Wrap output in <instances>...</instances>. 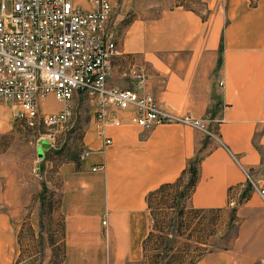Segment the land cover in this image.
I'll return each instance as SVG.
<instances>
[{"label":"crops","instance_id":"crops-1","mask_svg":"<svg viewBox=\"0 0 264 264\" xmlns=\"http://www.w3.org/2000/svg\"><path fill=\"white\" fill-rule=\"evenodd\" d=\"M142 1L120 0L112 13L118 55L111 76L142 66L158 107L207 118L212 136L178 124L145 130L123 111L115 115L120 126L106 128L101 138L92 117L78 157L59 168L60 264L145 261L152 231L147 195L185 179L190 167L196 179L181 205L232 210L246 219L247 230L231 248L195 264H261L264 204L255 192L243 193L242 170L264 184V0H178L160 13ZM44 104L39 110L47 113ZM20 125L0 103V264H15L17 236L27 227L37 250L45 248L44 141L36 143Z\"/></svg>","mask_w":264,"mask_h":264},{"label":"built area","instance_id":"built-area-1","mask_svg":"<svg viewBox=\"0 0 264 264\" xmlns=\"http://www.w3.org/2000/svg\"><path fill=\"white\" fill-rule=\"evenodd\" d=\"M80 1L0 0V103L10 106L13 122L31 131L42 128L54 136L70 119L71 101L77 93L93 99L101 138L106 128L120 126L115 115L123 111L131 113L132 124L145 130L178 124L212 136L207 118L194 119L159 108L141 66L128 67L130 86L108 85L118 55L108 27L112 7L108 0H87L92 6L87 10ZM48 97L62 104V109L40 113L39 103ZM242 172L264 204L262 180Z\"/></svg>","mask_w":264,"mask_h":264},{"label":"rangeland","instance_id":"rangeland-1","mask_svg":"<svg viewBox=\"0 0 264 264\" xmlns=\"http://www.w3.org/2000/svg\"><path fill=\"white\" fill-rule=\"evenodd\" d=\"M82 1L86 2L85 5L91 7L90 10H92V6L87 0ZM108 1L114 3V6H111L113 13L118 8L120 0ZM145 1H142L144 7L151 4L153 9L155 7L158 9V13L179 3L178 0ZM110 32L114 34L115 38L116 32ZM126 71L120 70L118 74L111 76L109 85L126 88L129 85L127 79L129 74ZM120 83L122 86L119 85ZM43 103L45 104L42 105L41 110L48 111L47 113L56 112L62 107V104L52 100L51 97H48ZM71 107L70 119L62 125L54 136L49 135L42 128L31 131L22 125H20L21 128L17 127L19 130H24L26 135H30L36 143L44 141L47 144V148H44L45 151L43 152L46 171L42 194L45 195L49 216L44 219L46 240L45 242L40 241L44 245V249H41L40 246V251L37 250L36 236L27 230L28 227L25 228V232L18 233L17 241L20 254L15 260V264H60L63 262L62 228L59 214L61 178L59 168L78 157L82 147L81 137L90 119L95 116V103L88 95L76 93L71 101ZM201 132L209 134L206 131ZM189 177L188 175L173 187L167 188L150 198L149 210L152 231L146 241L145 261H133L124 264H195L208 253L231 248L237 237L247 231L246 219L236 217L232 210L220 213L203 212L189 210L186 205H181L178 200L182 197L187 198L191 192V190L186 191L185 189ZM242 191L247 196L253 192L247 181ZM38 254L40 255L38 256Z\"/></svg>","mask_w":264,"mask_h":264},{"label":"trees","instance_id":"trees-1","mask_svg":"<svg viewBox=\"0 0 264 264\" xmlns=\"http://www.w3.org/2000/svg\"><path fill=\"white\" fill-rule=\"evenodd\" d=\"M188 175L190 176L189 179H188V182L185 184V189L186 191H189V190H192L193 186H194V183H195V179H196V171L194 169H192V167H190L188 170ZM182 178H180L179 180H177V182L173 183V184H166V185H163L161 187H159L157 190L149 193L147 195V204H148V207H149V200L150 198L153 196V195H156L157 193L159 192H162L163 190L167 189V188H171L173 187L174 185H176L177 183H179V181H181ZM195 213V212H194ZM197 214V213H196Z\"/></svg>","mask_w":264,"mask_h":264},{"label":"water","instance_id":"water-1","mask_svg":"<svg viewBox=\"0 0 264 264\" xmlns=\"http://www.w3.org/2000/svg\"><path fill=\"white\" fill-rule=\"evenodd\" d=\"M43 148H47V144L46 143H43Z\"/></svg>","mask_w":264,"mask_h":264}]
</instances>
